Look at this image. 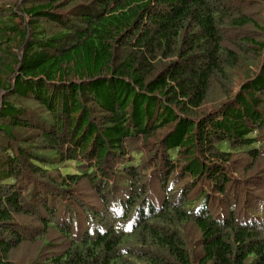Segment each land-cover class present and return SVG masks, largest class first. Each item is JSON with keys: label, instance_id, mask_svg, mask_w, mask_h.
<instances>
[{"label": "trees", "instance_id": "16d2710c", "mask_svg": "<svg viewBox=\"0 0 264 264\" xmlns=\"http://www.w3.org/2000/svg\"><path fill=\"white\" fill-rule=\"evenodd\" d=\"M253 168L264 18L236 0L0 4V264H264Z\"/></svg>", "mask_w": 264, "mask_h": 264}, {"label": "rangeland", "instance_id": "374dc122", "mask_svg": "<svg viewBox=\"0 0 264 264\" xmlns=\"http://www.w3.org/2000/svg\"><path fill=\"white\" fill-rule=\"evenodd\" d=\"M7 1L15 2L16 0H0V4L2 5V3H5ZM236 1L240 4V6H242L244 9H246L250 14L254 15L256 19L257 18L259 19V17H260V19L264 18V0H262L261 5H258V6H256L255 0H236ZM241 32H243V31H241ZM243 33H244L243 35H246V33L254 34L252 32V30H249V29ZM248 160H249V158H246L245 156L244 157L235 156L233 159V162H236V164H239V165L244 164L246 166V164H248L247 163ZM256 170H257V168H253L250 171H245V170L243 171L240 169V173L242 175H244V179L246 180L245 184H243L240 188L241 193H242L241 200H243L242 198H244L245 192L250 193V191H252V193L255 194L254 196L264 197V171L262 173H257L258 171L256 172ZM256 177H257V179L254 180L253 178H256ZM247 183H250V185H246ZM155 189L157 192L156 193L157 196H160L161 190L159 189L158 184L155 185ZM83 195L85 196L86 199H88V197H89L91 201L96 202L95 197H92V196H94L93 191H91L89 189L85 190L83 192ZM24 220H26V219H24ZM27 221H31V220H26V223L29 224ZM32 223H33V221H32ZM32 225L33 226L37 225V223H33ZM188 229H189V236L188 237H190L189 243H190L192 251L195 252L198 248L197 242L200 239L199 232L196 229V227L193 225L189 226ZM50 233H51L50 236H53V237L57 235V232H54V233L50 232ZM39 244H36L35 242L29 241V238H28L27 240H25L24 244H22V246H20V248H18L14 251L13 257L20 259V261L23 260L22 262H25V261H27V257L29 255H31L30 252H31V250H33V246L39 245Z\"/></svg>", "mask_w": 264, "mask_h": 264}]
</instances>
